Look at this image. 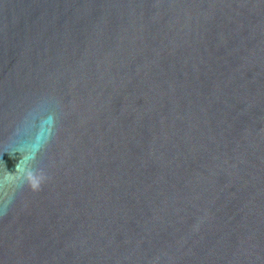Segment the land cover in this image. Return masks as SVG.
<instances>
[{"label": "water", "instance_id": "water-1", "mask_svg": "<svg viewBox=\"0 0 264 264\" xmlns=\"http://www.w3.org/2000/svg\"><path fill=\"white\" fill-rule=\"evenodd\" d=\"M0 264H264V0H0Z\"/></svg>", "mask_w": 264, "mask_h": 264}]
</instances>
